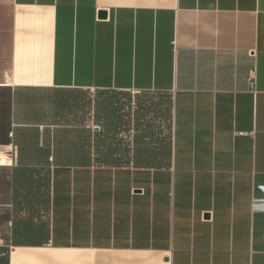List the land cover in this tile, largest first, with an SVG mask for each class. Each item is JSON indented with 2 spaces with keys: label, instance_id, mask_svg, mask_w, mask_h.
Segmentation results:
<instances>
[{
  "label": "crops",
  "instance_id": "obj_1",
  "mask_svg": "<svg viewBox=\"0 0 264 264\" xmlns=\"http://www.w3.org/2000/svg\"><path fill=\"white\" fill-rule=\"evenodd\" d=\"M0 251L264 264V0H0Z\"/></svg>",
  "mask_w": 264,
  "mask_h": 264
},
{
  "label": "trees",
  "instance_id": "obj_2",
  "mask_svg": "<svg viewBox=\"0 0 264 264\" xmlns=\"http://www.w3.org/2000/svg\"><path fill=\"white\" fill-rule=\"evenodd\" d=\"M64 163H73L75 165L81 166L88 163L89 159H62ZM0 264H8V253L5 251H0Z\"/></svg>",
  "mask_w": 264,
  "mask_h": 264
},
{
  "label": "built area",
  "instance_id": "obj_3",
  "mask_svg": "<svg viewBox=\"0 0 264 264\" xmlns=\"http://www.w3.org/2000/svg\"><path fill=\"white\" fill-rule=\"evenodd\" d=\"M253 80H254V71L251 72V76L249 78V87L250 88L253 87V84H254Z\"/></svg>",
  "mask_w": 264,
  "mask_h": 264
},
{
  "label": "water",
  "instance_id": "obj_4",
  "mask_svg": "<svg viewBox=\"0 0 264 264\" xmlns=\"http://www.w3.org/2000/svg\"><path fill=\"white\" fill-rule=\"evenodd\" d=\"M100 17L104 18L105 17V13L104 12L100 13Z\"/></svg>",
  "mask_w": 264,
  "mask_h": 264
}]
</instances>
